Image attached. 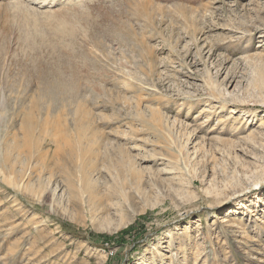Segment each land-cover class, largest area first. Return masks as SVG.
I'll return each mask as SVG.
<instances>
[{
	"label": "rangeland",
	"instance_id": "1",
	"mask_svg": "<svg viewBox=\"0 0 264 264\" xmlns=\"http://www.w3.org/2000/svg\"><path fill=\"white\" fill-rule=\"evenodd\" d=\"M0 264H264V0H0Z\"/></svg>",
	"mask_w": 264,
	"mask_h": 264
},
{
	"label": "bare ground",
	"instance_id": "2",
	"mask_svg": "<svg viewBox=\"0 0 264 264\" xmlns=\"http://www.w3.org/2000/svg\"><path fill=\"white\" fill-rule=\"evenodd\" d=\"M24 1H25V0H24ZM28 1H29V0H28ZM42 2H43V1H42ZM42 5H43V4H42ZM25 126H26V125H25ZM27 126H28V125H27ZM27 126H26V131L29 133V131H30V127H29V126L27 127ZM65 150H66V149H61V150H59V151L57 152L58 155L61 156V154H63L64 152H66L68 149H67L66 151H65ZM72 153H73V151H70L69 154H68V157H69V155H72ZM76 153H77V152L75 151V154H76ZM79 169H80V168H79ZM79 172H80V171H79ZM84 175H85V174H82V176H84Z\"/></svg>",
	"mask_w": 264,
	"mask_h": 264
}]
</instances>
